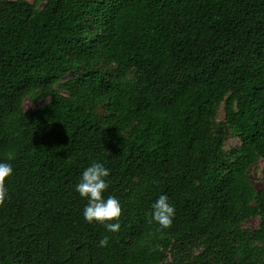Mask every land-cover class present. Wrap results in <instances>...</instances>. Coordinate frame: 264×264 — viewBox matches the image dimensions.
Segmentation results:
<instances>
[{
  "label": "trees",
  "instance_id": "1",
  "mask_svg": "<svg viewBox=\"0 0 264 264\" xmlns=\"http://www.w3.org/2000/svg\"><path fill=\"white\" fill-rule=\"evenodd\" d=\"M27 96L48 100L27 111ZM10 152L0 264H264V0H0ZM93 162L117 232L83 218L74 186Z\"/></svg>",
  "mask_w": 264,
  "mask_h": 264
},
{
  "label": "clouds",
  "instance_id": "2",
  "mask_svg": "<svg viewBox=\"0 0 264 264\" xmlns=\"http://www.w3.org/2000/svg\"><path fill=\"white\" fill-rule=\"evenodd\" d=\"M14 154L8 153L7 161H0V206L8 198V190L5 186V178L10 177L13 172L12 164ZM110 170L100 162H93L83 169L75 191L81 198L86 199L82 215L86 222L103 224L109 232H117L120 228L119 218L121 216V203L112 195L104 196L108 188L106 177ZM175 216V208L169 202L165 194H161L151 205V219L155 221L160 229H167L172 225ZM108 242L107 236L99 240V246L104 247Z\"/></svg>",
  "mask_w": 264,
  "mask_h": 264
},
{
  "label": "rangeland",
  "instance_id": "3",
  "mask_svg": "<svg viewBox=\"0 0 264 264\" xmlns=\"http://www.w3.org/2000/svg\"><path fill=\"white\" fill-rule=\"evenodd\" d=\"M28 1L33 2L34 0H28ZM33 97L34 96H27L24 98L22 103L24 110L27 111L34 110L48 100V97L47 98L44 97L33 98ZM222 116H223V110L221 106L218 113V119H221ZM238 144H239V140L236 137L228 136L225 139V149H229L230 147L237 146ZM260 170H261V161L259 160L257 165L253 166L250 170V176L256 188L261 187V181L259 180V178L261 177ZM257 223H258V218L251 217L248 218L246 221H244L243 225L245 227L254 228L257 226Z\"/></svg>",
  "mask_w": 264,
  "mask_h": 264
}]
</instances>
